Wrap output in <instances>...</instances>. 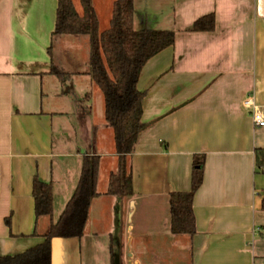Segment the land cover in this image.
I'll return each instance as SVG.
<instances>
[{
    "label": "crops",
    "instance_id": "obj_1",
    "mask_svg": "<svg viewBox=\"0 0 264 264\" xmlns=\"http://www.w3.org/2000/svg\"><path fill=\"white\" fill-rule=\"evenodd\" d=\"M115 1L92 0L100 31L109 28ZM73 2L82 13L80 0ZM134 5L136 29H170L176 36L139 78L146 127L128 158L135 195L127 198L107 194L118 155L105 103L100 116L92 103L101 89L89 74L90 55L76 72L70 64L77 57L63 54L91 48L90 36L53 41L57 0H0V255L43 242L75 190L83 157L96 154L99 195L83 236L56 241L54 264H111L113 239L117 264H264V172L255 164L264 126L243 105L253 90L264 112V0ZM211 12L213 31L191 30ZM52 43L58 67L76 72L65 81L50 72ZM80 78L90 90L77 91ZM195 155H205L194 198L196 232L173 234L169 195L191 188ZM35 175L52 183V216H35Z\"/></svg>",
    "mask_w": 264,
    "mask_h": 264
},
{
    "label": "trees",
    "instance_id": "obj_2",
    "mask_svg": "<svg viewBox=\"0 0 264 264\" xmlns=\"http://www.w3.org/2000/svg\"><path fill=\"white\" fill-rule=\"evenodd\" d=\"M79 13L73 0H57L53 41L64 35L91 38L90 75L101 89L105 103V118L113 128L118 169L110 174L107 194L132 198L135 195L129 155L146 124L143 122V100L146 91L138 88L145 64L156 54L175 44L176 32L170 29L134 27V0H116L109 28L99 29V19L92 0H80ZM213 12L196 19L192 31H213ZM50 72L62 81L72 73L61 70L53 56V43L48 48ZM205 155H195L191 170V188L173 191L169 195L170 226L173 234H195L194 198L204 179ZM255 164L264 172V148H257ZM100 156L87 154L82 159L80 176L72 196L59 218L52 221L43 234V242L16 254L0 255V264H54L56 241L60 238H81L93 198L99 195ZM32 194L36 218L52 216L54 194L51 182L33 177ZM264 211V195L262 199ZM6 222L10 225V219Z\"/></svg>",
    "mask_w": 264,
    "mask_h": 264
},
{
    "label": "rangeland",
    "instance_id": "obj_3",
    "mask_svg": "<svg viewBox=\"0 0 264 264\" xmlns=\"http://www.w3.org/2000/svg\"><path fill=\"white\" fill-rule=\"evenodd\" d=\"M90 49L91 48L89 46L80 47L79 49L76 50L75 53L71 49H65V53H63V54L65 56L69 57L70 60H72L73 56L77 57V62L78 63L77 64H70L71 68H73V70H76V72H77V71H82L84 69V66H85L84 59L85 58L88 59L89 55L91 56ZM68 66L69 65H66V64L62 65L63 69H65V70L69 69ZM76 72H72V74L76 73ZM75 83H77L75 85L77 91L90 90L89 82L86 79L80 78L79 82H75ZM92 103H93V105L95 107L96 114L99 115V116L102 115V113L104 112V97H103V94H102V92L100 90H98V92L96 94H94V98H93ZM131 218H132L131 221L132 222L134 221V223H136L137 215L134 216V211H133V214L131 215ZM134 234H135V232H134ZM116 244H117L116 241L113 239V241H112V250L113 251H112L111 257H110L111 260H112L111 264H117V262H116L117 261L116 254L118 252H117Z\"/></svg>",
    "mask_w": 264,
    "mask_h": 264
},
{
    "label": "built area",
    "instance_id": "obj_4",
    "mask_svg": "<svg viewBox=\"0 0 264 264\" xmlns=\"http://www.w3.org/2000/svg\"><path fill=\"white\" fill-rule=\"evenodd\" d=\"M243 105L250 110L255 125L264 126V112L256 102L255 92L253 90H249L245 94Z\"/></svg>",
    "mask_w": 264,
    "mask_h": 264
}]
</instances>
